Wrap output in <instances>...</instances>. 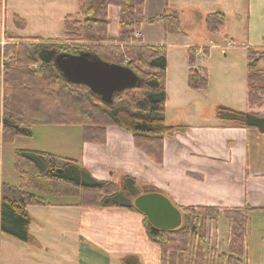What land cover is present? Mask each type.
<instances>
[{"label":"trees","instance_id":"1","mask_svg":"<svg viewBox=\"0 0 264 264\" xmlns=\"http://www.w3.org/2000/svg\"><path fill=\"white\" fill-rule=\"evenodd\" d=\"M146 0H79L77 15L64 21L65 41L22 37L5 29L6 44L0 41V135L5 143L17 137H31L37 125L80 126L83 141L104 144L107 128L118 126L134 136L135 145L158 164L163 162L164 137L186 126L165 122L166 47L146 45L141 37L145 22L162 21L167 35L182 34L177 13H164L147 19ZM167 0V5L168 6ZM120 10L119 33H109V7ZM1 7V0H0ZM25 25L18 15L14 16ZM226 16L215 12L206 17L208 31L217 36ZM259 49V48H258ZM258 49L249 48L247 64V111L219 108L218 118L264 134V70ZM205 53L208 49L204 50ZM91 54L104 61L131 68L142 85L115 96L112 105L104 104L84 85L69 83L54 64L60 54ZM196 50L189 58L188 87L206 90L208 71L197 66ZM15 164L19 186L2 183L0 194V232L21 242L38 245L31 233L30 206H51L47 197L77 198L76 206L96 209L122 208L143 216L148 239L159 245L161 264H248L247 231L253 209L183 207L185 223L176 230L154 227L134 205L145 193L156 192L125 175L120 182L100 181L78 161L52 153L20 149ZM1 187V183H0ZM221 216L230 220L229 253L213 245V224ZM217 248V249H216ZM123 264H141L138 257L122 258Z\"/></svg>","mask_w":264,"mask_h":264},{"label":"crops","instance_id":"2","mask_svg":"<svg viewBox=\"0 0 264 264\" xmlns=\"http://www.w3.org/2000/svg\"><path fill=\"white\" fill-rule=\"evenodd\" d=\"M112 8L118 10L120 23L119 8L110 6L109 33L113 23ZM144 13L146 15V1ZM6 28L4 22L0 23L2 44H6ZM139 35L144 42L143 35ZM263 61L264 58H261L260 63ZM183 90L182 98L177 97L175 102L169 104L170 98L167 97L165 122L169 126L183 125L187 129L164 137L161 164L136 147L131 132L118 126L107 128L104 144L84 142L80 126H55L57 129L51 132L59 141L52 142L50 139L45 150L39 151L78 160L92 177L100 181L118 183L123 176H131L138 183L165 195L180 210L197 206L225 209L249 207L253 209L249 212V219L254 215L259 227L264 230V134L230 121L214 122L213 116L210 121L204 118L197 123L191 122L193 116L189 107L194 102L198 113L213 108L216 99L197 93L203 92L198 89ZM227 92L231 95L227 105L247 111V94L245 100L243 95L239 96L243 103L238 104L235 93ZM2 109L3 89L0 88ZM184 111L189 115H184ZM203 116L204 113L199 119ZM47 207L51 215L74 212L71 216L74 217L75 244L73 249H63L62 256L65 258L50 253L49 248L39 251L30 249L27 259L34 264H123L122 258L129 255L137 256L141 264H161L159 246L148 239L141 215L122 208H86L75 203L61 202ZM28 213L33 220L32 225L43 224L29 210ZM64 235L68 237L67 232ZM261 244L264 246V237ZM247 247L249 250L248 243Z\"/></svg>","mask_w":264,"mask_h":264},{"label":"rangeland","instance_id":"3","mask_svg":"<svg viewBox=\"0 0 264 264\" xmlns=\"http://www.w3.org/2000/svg\"><path fill=\"white\" fill-rule=\"evenodd\" d=\"M165 2L166 0H146L145 17L150 19L164 13H177L180 16L183 33L167 35L162 21L145 22L140 33L144 37V44L166 47L168 67L165 81L167 97L170 98L169 104L183 95V89L189 88V58L192 50H196V64L206 67L209 79L208 88L198 89L203 92L197 93L212 96L216 99V104L213 108L197 113L196 102H194L189 107L193 116L191 122L197 123L204 118L210 121L211 116L214 122H223V119L217 117L219 108H235L234 110L240 111L236 106L227 105L231 97L227 90L235 93L238 104L243 103L239 96L243 95L244 100L246 99L249 48L264 46V0H171L168 6ZM78 12L79 0H1L0 23L4 22L9 30L15 31L22 37H42L45 40L64 42L65 18L69 14L77 15ZM215 12L224 13L226 16L225 25L217 36H213L208 31L205 22L206 17ZM15 15L23 19L25 25L20 21L16 24ZM111 17L113 23L110 35L116 37L119 24L117 9H111ZM205 49H208L207 53L204 52ZM257 52V57L259 55L260 58H264V47H260ZM260 64V67L264 69V61ZM183 113L189 115L187 111ZM202 113L204 116L199 119ZM52 129L57 128L50 125H37L33 127L34 134L31 137H17L11 143H5L1 133L0 194H2V183L14 186H19L21 183L15 164L17 150H45L50 139L52 142L59 141L55 133L51 132ZM47 200L51 203L77 202V198L73 197H47ZM28 210L41 219L40 223H43L31 224V233L38 239V245L21 242L0 232V264H34L31 259H27L30 249L39 251L49 248L50 253L54 252L56 256L59 254L65 258L62 256L63 249L74 248L75 224H73L74 217L71 216L74 212H67L66 215H51L50 208L43 206L28 207ZM182 215L184 224L183 211ZM250 218L247 228L249 246L247 263L264 264V246L261 244L264 230L259 227L254 215ZM230 226V220L224 216L213 224V234H216L215 237L213 236V245L218 246L216 249L220 252L229 253ZM64 232L68 233V237L64 235ZM47 257L51 258V256Z\"/></svg>","mask_w":264,"mask_h":264},{"label":"water","instance_id":"4","mask_svg":"<svg viewBox=\"0 0 264 264\" xmlns=\"http://www.w3.org/2000/svg\"><path fill=\"white\" fill-rule=\"evenodd\" d=\"M54 64L69 83L87 86L106 105H112L116 95L142 85V80L131 68L88 53L60 54ZM134 205L160 230L173 231L183 224L182 211L159 192L138 196Z\"/></svg>","mask_w":264,"mask_h":264}]
</instances>
